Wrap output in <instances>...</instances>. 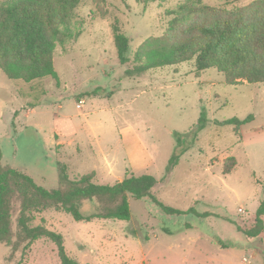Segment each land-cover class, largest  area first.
<instances>
[{"label": "rangeland", "instance_id": "1", "mask_svg": "<svg viewBox=\"0 0 264 264\" xmlns=\"http://www.w3.org/2000/svg\"><path fill=\"white\" fill-rule=\"evenodd\" d=\"M185 1L98 6L83 0L71 24L78 37L55 52L58 80L24 82L0 70L2 165L47 188L58 184L57 162L69 178L92 173L97 184L150 174L163 204L192 210L169 214L147 196H129L130 220L75 221L54 210L38 215L35 222L43 218L60 233L80 264H241L245 257L264 264V230L248 237L236 227L264 198V83L227 84L215 68L197 77L194 59L133 70L137 48L164 34L168 11ZM202 1L232 10L254 0ZM115 21L129 39L125 64L116 52ZM202 111L206 122L196 129ZM250 114L253 120L238 129L226 122ZM184 148L167 171L172 153ZM231 156L236 165L223 174ZM22 245L12 253L0 243V264H61L50 239L39 238L27 250Z\"/></svg>", "mask_w": 264, "mask_h": 264}, {"label": "trees", "instance_id": "2", "mask_svg": "<svg viewBox=\"0 0 264 264\" xmlns=\"http://www.w3.org/2000/svg\"><path fill=\"white\" fill-rule=\"evenodd\" d=\"M81 1L0 0V70L8 78L24 82L46 77L58 80L53 62L55 52L58 46L78 37L79 31L71 24ZM90 1L98 6L105 3V0ZM168 14L172 17L167 31L147 38L134 52L133 70L137 74L194 59L197 77L203 70L215 68L223 73L227 84L264 83V0H254L232 10L210 6L202 0H186ZM112 29L118 60L125 64L129 61V39L117 21ZM253 118L250 114L226 122L238 129ZM205 122L202 111L196 129ZM185 149L172 153L167 171L178 164ZM235 165V157H227L222 173H230ZM57 166L58 184L47 188L31 176L2 165L0 150V243L12 253L21 242L23 250H27L37 239L47 238L55 243L61 264H80L66 252L60 233L49 229L43 218L35 222L47 210L66 212L75 221L130 220L128 197L147 196L166 213L192 211L163 204L154 191L158 182L150 174H131L113 184H97L92 173L71 179L64 163L57 162ZM87 203L93 205L89 211L84 208ZM263 215L264 198L253 216L236 223V227L248 237L260 235L264 230Z\"/></svg>", "mask_w": 264, "mask_h": 264}, {"label": "built area", "instance_id": "3", "mask_svg": "<svg viewBox=\"0 0 264 264\" xmlns=\"http://www.w3.org/2000/svg\"><path fill=\"white\" fill-rule=\"evenodd\" d=\"M241 264H251L250 261L247 260V258L245 257L242 261Z\"/></svg>", "mask_w": 264, "mask_h": 264}]
</instances>
